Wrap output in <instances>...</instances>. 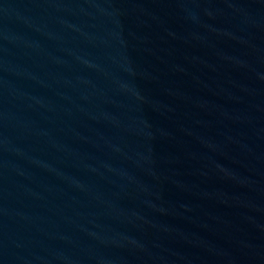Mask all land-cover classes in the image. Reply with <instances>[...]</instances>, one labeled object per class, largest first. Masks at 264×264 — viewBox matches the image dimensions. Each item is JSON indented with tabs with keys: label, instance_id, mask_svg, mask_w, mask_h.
Returning <instances> with one entry per match:
<instances>
[{
	"label": "water",
	"instance_id": "water-1",
	"mask_svg": "<svg viewBox=\"0 0 264 264\" xmlns=\"http://www.w3.org/2000/svg\"><path fill=\"white\" fill-rule=\"evenodd\" d=\"M0 264H264V0H0Z\"/></svg>",
	"mask_w": 264,
	"mask_h": 264
}]
</instances>
